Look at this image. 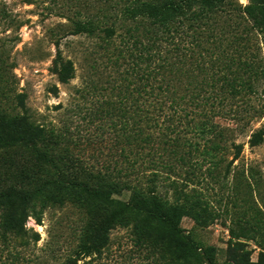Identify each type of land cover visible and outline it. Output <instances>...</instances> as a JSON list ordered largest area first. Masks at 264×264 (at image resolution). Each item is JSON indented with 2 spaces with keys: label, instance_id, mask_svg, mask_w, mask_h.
<instances>
[{
  "label": "trees",
  "instance_id": "1",
  "mask_svg": "<svg viewBox=\"0 0 264 264\" xmlns=\"http://www.w3.org/2000/svg\"><path fill=\"white\" fill-rule=\"evenodd\" d=\"M72 22L73 34L92 39L77 91L114 134L112 164L84 165L64 138L31 120L20 93L25 112L0 113V149L22 147L33 163L22 184L0 188L4 231L22 245L31 233L37 243L29 218L41 225L49 207L75 205L80 224L58 246L59 264H220L213 246L202 248L182 227L188 214L199 219L201 205L180 179L221 160L230 136L218 117L237 131L251 120L264 64L248 39L264 38V0H75ZM53 67L63 83L76 77L75 61L60 53ZM50 90L59 93L58 85ZM249 142L263 143L264 128ZM230 145L234 161L244 143ZM118 228L130 247L122 254L113 251Z\"/></svg>",
  "mask_w": 264,
  "mask_h": 264
},
{
  "label": "rangeland",
  "instance_id": "2",
  "mask_svg": "<svg viewBox=\"0 0 264 264\" xmlns=\"http://www.w3.org/2000/svg\"><path fill=\"white\" fill-rule=\"evenodd\" d=\"M74 2L0 0V113H24L17 96L26 94L27 112L34 123L64 138L62 146L69 144L84 165L103 168L112 164L114 134L93 112L95 102L77 91L89 75L92 39L72 33ZM240 2L246 5L249 0ZM248 41L254 56L264 64L263 36L252 33ZM59 53L76 63V77L69 83L61 82L54 72ZM53 85H58V95L50 90ZM250 102L251 120L242 131L236 130L232 120L217 118L218 127L230 136L219 153L221 160L204 164L199 177L190 176V168L185 169L180 179L185 191L193 196L190 202L201 205L199 219L188 214L182 227L192 231L202 248L213 246L220 264H264V142L254 146L249 142L254 131L264 128V79ZM232 140L244 143L234 161V150L229 147ZM32 163L31 153L22 147L0 149V188L22 184ZM169 193L173 199V189ZM3 212L0 207V264H59L58 246L66 247L67 236L80 224L81 217L75 205L49 207L43 224L34 218L27 222L41 239L36 243L30 233L28 244L22 245L20 238L4 231ZM113 235L115 254L130 248L127 229L118 228ZM131 263L143 264L140 259Z\"/></svg>",
  "mask_w": 264,
  "mask_h": 264
}]
</instances>
